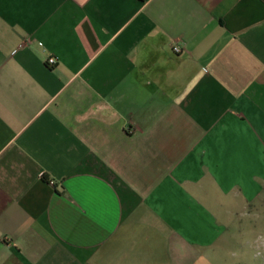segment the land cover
Segmentation results:
<instances>
[{
  "label": "crops",
  "instance_id": "0c3cea01",
  "mask_svg": "<svg viewBox=\"0 0 264 264\" xmlns=\"http://www.w3.org/2000/svg\"><path fill=\"white\" fill-rule=\"evenodd\" d=\"M0 264H264V0H0Z\"/></svg>",
  "mask_w": 264,
  "mask_h": 264
},
{
  "label": "built area",
  "instance_id": "2783aa9c",
  "mask_svg": "<svg viewBox=\"0 0 264 264\" xmlns=\"http://www.w3.org/2000/svg\"><path fill=\"white\" fill-rule=\"evenodd\" d=\"M172 50H173L174 52H176V53H178V52L180 51V49H179L177 46H174V47L172 48ZM55 62H56V60H55V58H53V57H49V58L47 59V61H46V63H47L48 66H53V65L55 64ZM53 183H54V182L50 181V184H53Z\"/></svg>",
  "mask_w": 264,
  "mask_h": 264
}]
</instances>
